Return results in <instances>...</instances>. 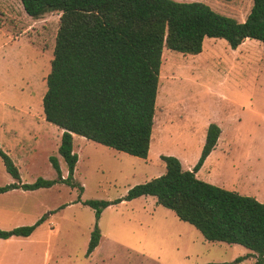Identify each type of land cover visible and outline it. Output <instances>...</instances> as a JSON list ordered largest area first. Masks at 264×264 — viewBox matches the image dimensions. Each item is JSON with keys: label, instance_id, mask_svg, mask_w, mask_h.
Segmentation results:
<instances>
[{"label": "rangeland", "instance_id": "obj_1", "mask_svg": "<svg viewBox=\"0 0 264 264\" xmlns=\"http://www.w3.org/2000/svg\"><path fill=\"white\" fill-rule=\"evenodd\" d=\"M177 1H200L241 22L253 2ZM60 14L48 11L36 18L26 13L21 0H0V124L8 131L4 135L14 136L10 149L18 162L10 156L24 182L58 178L49 157L58 156L51 136H56L59 127L46 119L38 124L35 120L43 113ZM158 89L147 165L144 161L138 164V157L77 135L74 149L79 161L74 177L78 187L57 182L0 197L1 229L30 225L49 212L58 229L51 243L0 240V264H45L50 244L49 249L61 255L60 264H255L254 252L241 244L205 239L174 211L155 205L152 195L105 208L98 222L103 236L100 247L87 257L95 210L78 202L79 197L83 201L123 197L132 186L143 183L146 175L161 171V166L165 173L161 153L179 155L185 167L194 166L203 147V128L211 122L223 128L230 144L217 148L200 178L264 202V45L246 39L232 48L223 38H206L202 52L196 55L165 49ZM38 131L47 133L43 134L47 138L36 139ZM4 135L0 139L6 143ZM61 160L68 175L67 164ZM1 164L0 158V186L14 182ZM40 234L33 240L38 241ZM21 246L26 253H20ZM238 257L243 258L236 261Z\"/></svg>", "mask_w": 264, "mask_h": 264}, {"label": "trees", "instance_id": "obj_2", "mask_svg": "<svg viewBox=\"0 0 264 264\" xmlns=\"http://www.w3.org/2000/svg\"><path fill=\"white\" fill-rule=\"evenodd\" d=\"M21 2L26 13L36 18L48 11L61 13L43 112L48 122L63 129L58 152L67 164L68 175H62L58 157L51 155L58 178L39 177L34 182H22L18 166L0 144V157L15 180L0 186V192L15 188L35 190L57 182L78 187L74 177L78 154L74 151L73 133L147 158L165 49L196 55L202 52L205 38H223L232 48L246 39L264 45V0H253L242 22L200 1ZM220 134L221 127L209 123L200 157L192 169H184L175 155L161 154L165 173L132 186L123 197L84 201L79 197L78 201L95 210L86 255L99 244L98 222L105 208L123 200L152 195L181 220L195 226L205 239L241 244L257 256L255 264H264V202L254 195L241 194L197 176ZM46 218L44 214L33 224L0 229V237L29 236Z\"/></svg>", "mask_w": 264, "mask_h": 264}, {"label": "crops", "instance_id": "obj_3", "mask_svg": "<svg viewBox=\"0 0 264 264\" xmlns=\"http://www.w3.org/2000/svg\"><path fill=\"white\" fill-rule=\"evenodd\" d=\"M206 39V38H205ZM205 41V40H204ZM29 114L28 115H30V117H29V120L31 119V117H32V115H31V113L30 112H28ZM45 117H44V112L42 113L41 112V114H40V118H39V120L37 121V120H35V122H37V124L38 123H40V121H42V123H45ZM34 122V123H35ZM209 125V124H208ZM219 125V124H218ZM57 126V125H56ZM58 127V126H57ZM208 127V126H207ZM221 127V126H220ZM205 129H206V127L204 126V128H203V131H202V135H201V140H200V142L201 143H203L204 144V142H205V137H206V131H207V129H206V131H205ZM42 131H43V128H42ZM57 131H58V133L56 134V136L55 137H53V136H51V139H54L55 140V144H56V146L57 147H59V145H60V142H61V136H62V133H63V129L62 128H57ZM4 132H8V131H6V129H5V127H3V125H1L0 124V134L1 135H4ZM38 134L39 135H37L36 134V136H35V138L36 139H39V140H42L44 137L45 138H47V136H45V135H43V134H47V133H44V132H40V131H38ZM77 135L78 134H75V133H73V142H74V139H75V137H77ZM5 136V137H4ZM3 136V139H4V141L6 142V143H3L2 141H1V139H0V144H1V146H2V148L5 150V151H7L8 153H10V155H12L13 153H12V149H10V147H12L13 145H14V140H13V137L14 136H12V137H7L6 136V134ZM84 137V136H83ZM84 139H87L86 137H84ZM151 142H152V140H151ZM4 144H7V145H4ZM223 144H225V145H229L230 144V140H228L227 138H225V136H224V130H223V128H221V134H220V136H219V139H218V141H217V145H216V147L212 150V152L208 155V157L205 159V161H204V163H203V165L201 166V168L198 170V172H197V176L200 178V174H201V172H202V169H203V167L206 165V163L209 161V159L214 155V152L217 150V148L218 147H220V145H223ZM17 146H20L21 148H23V146H21V145H18V144H16ZM4 146H5V148H4ZM112 149H114V148H112ZM150 149H151V146H150ZM74 151H75V149H74ZM76 152V151H75ZM123 152V151H122ZM77 153V152H76ZM126 153V152H125ZM78 154V153H77ZM161 154H164V153H161ZM160 154V155H161ZM158 155H159V152H158ZM168 155V154H167ZM177 155V154H176ZM57 156V155H56ZM78 156H79V154H78ZM12 157H14V159H15V161L16 160H19V158L17 157V155L16 156H13L12 155ZM58 159H59V163H60V166H61V170H62V175L64 176V177H66L67 176V173L65 172V170H64V166H63V163H62V160L61 159H63V157L59 154V152H58ZM135 157H137V156H135ZM150 150H149V154H148V157L147 158H141V157H138V158H136V162L139 164V163H141L140 161H144V163H145V165H147L148 163H149V161H150ZM177 157L180 159V161H181V163H182V166H183V168L184 169H192L193 168V163L192 164H189V166L188 167H185L184 166V163H183V160L180 158V156L179 155H177ZM1 158V157H0ZM18 158V159H17ZM141 159H143V160H141ZM1 160H2V158H1ZM160 160H161V158H160ZM65 161V160H64ZM78 161H79V157H78ZM78 161H77V163H78ZM162 161V160H161ZM16 162H18V161H16ZM136 162H134V163H136ZM163 162V161H162ZM143 163V162H142ZM164 163V162H163ZM18 164V163H17ZM165 164V163H164ZM1 165H3L4 167H5V165H4V163H3V160H2V164ZM192 165V166H191ZM147 167V166H146ZM162 167V169H161V171H159L158 173H150V175H146V177L145 178H143V182H146V181H148V180H150V179H152V178H154L155 176H159L161 173H163L164 172V169H163V166H161ZM141 169H144L145 170V168L144 167H142L141 166ZM7 171V170H6ZM154 174H157V175H155V176H153ZM204 180V179H203ZM15 181V180H14ZM21 181L22 182H24L23 180H22V178H21ZM213 183H215V182H213ZM215 184H218V183H215ZM55 186V185H54ZM45 188H47V187H45ZM20 189L21 190H24V189H22V188H15V189H11V190H8V191H5V192H0V197H3V195H5V194H7V193H10V192H15V193H21V194H25V192L26 191H34V190H24V192H22V191H20ZM39 189H41V188H39ZM35 190H38V189H35ZM20 191V192H19ZM26 193H28V192H26ZM143 196H146V195H143ZM140 197H142V196H140ZM257 197V196H256ZM137 198H139V197H137ZM258 198V197H257ZM136 199V198H135ZM153 199V202L155 203V205H157V204H159L158 202H157V197H155L154 196V198H152ZM132 200H134V199H132ZM132 200H123V201H121V202H119V203H122V202H131ZM261 201V200H260ZM78 202H80V201H78ZM68 204H65V207L67 206ZM113 205V204H112ZM110 206V205H109ZM104 211V210H103ZM103 213V212H102ZM42 216V215H41ZM41 216H37L36 217V219H34L33 220V223L35 222V221H37ZM51 213H49V216L42 222V223H40L37 227H36V229L34 230V232L31 234V235H29V236H21V235H13V236H11V237H8V238H2V237H0V240H10V239H12V238H19V239H21V240H19V241H21L20 243H28V244H35V243H51L50 242V239L53 237V235L56 233V231L58 230H56V226H57V223L55 222V221H50L51 220ZM100 220V219H99ZM32 223V224H33ZM45 225H47V229H45L44 230V226ZM20 226V225H19ZM16 227V226H15ZM14 228V227H13ZM1 229V228H0ZM12 229V228H11ZM1 230H6V229H1ZM7 230H9V229H7ZM42 230H44V232H42ZM41 232V234H40V237L37 239L38 241H34L33 240V238H34V236L37 234V232ZM102 233H101V238H100V241H101V239H102ZM110 239V238H109ZM100 241H99V244L97 245V247L91 252V254L90 255H88L87 257H89V256H91L95 251H96V249L98 248V247H100ZM224 242V241H223ZM49 247H51V244H50V246ZM49 247L48 248H46V250H45V264H52V261H54L53 262V264H60L61 263V260H62V257H61V255H59V254H54L50 249H49ZM24 247H19L18 248V250L20 251V253L21 254H24V253H26L25 252V250L23 249ZM250 250V249H249ZM251 252H253L252 250H250ZM2 262V261H1Z\"/></svg>", "mask_w": 264, "mask_h": 264}]
</instances>
